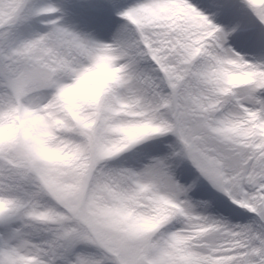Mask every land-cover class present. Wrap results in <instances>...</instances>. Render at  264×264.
Instances as JSON below:
<instances>
[{"label":"snow or ice","instance_id":"6c2138e0","mask_svg":"<svg viewBox=\"0 0 264 264\" xmlns=\"http://www.w3.org/2000/svg\"><path fill=\"white\" fill-rule=\"evenodd\" d=\"M79 7L0 0V88L19 99L45 78L20 58L47 41L96 43L69 21ZM107 7L106 35L94 34L111 43L96 47L119 50L122 86L154 126L135 146L134 158L148 161L138 174L148 182L137 186L160 192L171 211L143 218L122 204L102 218L77 213L76 227L36 243L15 226L18 202L0 196V264H264V0ZM237 75L247 80L234 83Z\"/></svg>","mask_w":264,"mask_h":264},{"label":"clouds","instance_id":"9594fccd","mask_svg":"<svg viewBox=\"0 0 264 264\" xmlns=\"http://www.w3.org/2000/svg\"><path fill=\"white\" fill-rule=\"evenodd\" d=\"M79 31L88 41L111 43ZM96 43L81 49L47 41L20 58L47 76L28 83L19 99L0 88V196L18 202L15 226L36 243L76 227L77 213L102 218L122 204L143 218L171 211L158 201L160 192L139 191L148 161L134 158L135 146L154 126L122 86L119 50Z\"/></svg>","mask_w":264,"mask_h":264},{"label":"rangeland","instance_id":"374dc122","mask_svg":"<svg viewBox=\"0 0 264 264\" xmlns=\"http://www.w3.org/2000/svg\"><path fill=\"white\" fill-rule=\"evenodd\" d=\"M73 3L82 7L75 9L74 15L69 17L71 23L76 24L79 30L92 31L99 36L106 35L103 29L113 19L107 0H73Z\"/></svg>","mask_w":264,"mask_h":264}]
</instances>
